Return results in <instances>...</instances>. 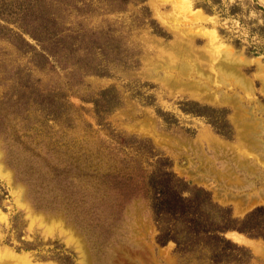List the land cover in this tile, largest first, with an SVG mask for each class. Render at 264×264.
I'll use <instances>...</instances> for the list:
<instances>
[{"label":"rangeland","instance_id":"obj_1","mask_svg":"<svg viewBox=\"0 0 264 264\" xmlns=\"http://www.w3.org/2000/svg\"><path fill=\"white\" fill-rule=\"evenodd\" d=\"M118 1L0 0V252L264 264L238 230L214 249L171 216L184 242H164L153 208L163 171L209 193L203 212L264 207V0ZM222 50L240 83L219 80Z\"/></svg>","mask_w":264,"mask_h":264},{"label":"trees","instance_id":"obj_2","mask_svg":"<svg viewBox=\"0 0 264 264\" xmlns=\"http://www.w3.org/2000/svg\"><path fill=\"white\" fill-rule=\"evenodd\" d=\"M124 1L125 0H119L118 2L123 3ZM202 4L203 3H200L198 5ZM203 6L210 9L209 5L205 3ZM37 15L42 17L44 13L41 11ZM42 29L45 30L47 27ZM58 32L61 33V35L55 33L56 36L58 35L57 37L65 36L61 31ZM53 34L51 36H53ZM162 175L163 179L159 183L161 185H157L156 187L157 204L156 207H153L155 208V214L159 221L160 219L171 216L176 220L183 219L182 223H184L186 227L194 230L197 234L200 232V234H202L200 236L207 238L214 249L218 246L224 247V249L228 247H237L223 235L224 232L229 230H238L253 237L264 238V207L256 208L243 219L233 218L229 210L223 209L217 205H212L210 212H203L201 209L203 206L208 205L207 201H209L210 198L208 192L201 188H191L180 178L176 177V179H174L171 172L163 171ZM172 178L174 180H172ZM170 183H174L171 184V186L175 187L168 193L171 189L167 192L166 187L169 186ZM185 189L188 195H183ZM209 204L211 205V202H209ZM169 223L170 218H168V222H164L163 224L159 222L161 229L160 236H162L161 238H163L164 242L173 240L177 243V247H181L184 237L180 238L181 231L178 232L174 227H171ZM177 226L178 225H176V227ZM197 239L201 238L198 236ZM188 242L190 243V239H188Z\"/></svg>","mask_w":264,"mask_h":264},{"label":"bare ground","instance_id":"obj_3","mask_svg":"<svg viewBox=\"0 0 264 264\" xmlns=\"http://www.w3.org/2000/svg\"><path fill=\"white\" fill-rule=\"evenodd\" d=\"M173 2V0H171ZM175 2V1H174ZM177 4H182V7H184V0H177L176 2ZM178 7V6H177ZM202 14V13H201ZM196 15H199L201 16L200 14H197ZM183 18V17H182ZM186 19V18H185ZM192 20V19H191ZM190 20V21H191ZM172 21V20H171ZM223 51V50H222ZM224 56V60H229L228 62H224L221 61V63L218 65V68L220 70V74H219V80L223 83H229L232 79H235V74H234V69H233V64L235 62H239L237 59H232V54L230 51L228 50H224L223 53H222ZM234 61V62H232ZM233 63V64H232ZM238 66V65H237ZM217 68V69H218ZM234 81H237V78L234 80ZM240 83V82H239ZM189 86H191V84H188ZM206 89L208 87H205ZM225 100H229V99H225ZM245 127V130H248L250 126ZM251 129V128H250ZM244 130V131H245ZM250 132V131H249ZM245 133V132H243ZM54 225V224H53ZM60 225V224H59ZM47 230H50L49 229V224L47 226ZM64 230V229H63ZM51 231V230H50ZM71 231V230H70ZM65 233V232H64ZM67 234L69 235V239L70 241L73 240V234L71 232H67ZM229 237L231 239H233L234 241L238 242V243H245V244H249V245H252V246H255L256 249H260V246L257 245L256 243H254L253 241L245 238L244 236H242L241 234H237V233H229ZM4 251V250H3ZM18 255V254H17ZM11 252H0V264H31L30 261L26 258V257H23V256H17Z\"/></svg>","mask_w":264,"mask_h":264}]
</instances>
